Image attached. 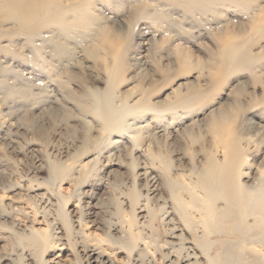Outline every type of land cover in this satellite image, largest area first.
I'll list each match as a JSON object with an SVG mask.
<instances>
[{"label":"rangeland","instance_id":"1","mask_svg":"<svg viewBox=\"0 0 264 264\" xmlns=\"http://www.w3.org/2000/svg\"><path fill=\"white\" fill-rule=\"evenodd\" d=\"M87 2L88 12L105 16L100 17L103 30L112 33L123 27L127 35L129 25L133 26L125 48L111 47L96 25L82 34V41L74 34L79 29L68 41H57L68 52L74 51L61 63L50 55L51 46L39 40L51 35L46 33L49 28L35 40V45L45 48L38 56L25 33L0 39V66L13 69L0 70V264H20L17 255H22L21 264L42 259L41 264H96L94 248L106 251L99 258L101 264H126L123 249L108 238L109 233L121 235L115 233L117 222L130 218L131 207H136L129 205L126 195L134 187L141 192L151 187L152 182L146 185L145 179L137 177L136 164L145 163L163 177L156 166L163 158L179 177L196 180L208 155L222 152L214 147V134L208 130L210 113L219 108L228 118L234 116L230 132L242 135L250 170L264 162V17L258 8L249 16L247 9L241 12L234 7L238 0H150V6L143 7L133 0H66L63 4ZM16 28L1 9L0 30ZM228 28L243 38L221 44V31ZM118 54L125 57L116 63ZM239 62L244 69L235 67ZM213 72L218 74L216 81L210 78ZM17 74L32 82L18 84ZM111 84L115 107L145 103L139 106L138 102L125 124L143 120L156 127L174 119L179 132L168 135L167 129L157 140L141 132L142 143L136 144L149 145L150 156L136 152L132 141L114 143L123 138L126 128L104 130L88 111V102L84 103L87 89L103 92ZM185 91L196 93L192 104L166 110ZM220 95L223 99L205 112L208 99ZM85 135L90 138L84 143ZM51 162L61 170L53 172ZM114 179L116 190L110 184ZM163 179L160 191L166 197ZM116 192L128 199L120 198L121 207ZM62 210L69 219L63 218ZM65 223L72 225L70 236L62 228ZM30 226L47 229L55 238L46 247H23L17 233L27 234ZM159 257L155 256L154 264L169 263Z\"/></svg>","mask_w":264,"mask_h":264},{"label":"bare ground","instance_id":"2","mask_svg":"<svg viewBox=\"0 0 264 264\" xmlns=\"http://www.w3.org/2000/svg\"><path fill=\"white\" fill-rule=\"evenodd\" d=\"M63 1L66 0H0V11L3 9L7 19L12 24H17L16 31L0 30V39L10 37L14 33H25L38 56L44 53L45 48L35 45V40L41 36L44 29L49 28L46 33L51 32V35L41 36L39 40L51 46L50 55L57 56L58 62L61 63L67 53L70 59L74 51L68 52L57 41H68L75 29H79L78 33L74 32V34L80 41H82L83 33L93 30L92 25L98 27L99 35L103 33L102 36L110 38L114 33H109V28L103 30L100 17L105 18V16L88 12L89 2L84 5L80 3L65 6ZM133 1L141 2L140 7L150 6V0ZM144 1H148V4L143 3ZM35 49L40 51V54ZM124 57V54H118L116 63L122 62ZM137 60L138 58H132L135 63ZM56 67L57 65H54L55 69ZM235 67L242 68L244 63L239 62ZM0 68L1 71L13 70L12 67L6 66H0ZM16 77L19 78L18 84L32 82L24 74H17ZM113 90V84L103 92L87 89L84 103L88 102V111L98 117L104 130L114 126L123 130L126 128L123 138L114 143L123 144L126 141H132L136 152L150 156L149 145L144 147V145L136 144L142 143L139 136L141 132H145V136L152 137L154 140L160 139L167 129L168 135L179 132L180 127H176L174 119L163 126L156 127L143 120L125 124L126 118L134 112L138 102L139 106L145 103L141 101L135 102L134 105L121 103L115 107ZM195 96L196 93L192 91L179 92L174 100L169 102L166 110L188 107ZM214 112L218 114V128L213 142L214 147H220L222 152H212L208 155L203 167L196 172V180L188 179L183 174L179 177V174L174 173L172 167L163 158H160L159 164L156 165L161 172H164L163 177L160 172L145 163L136 164L134 172L137 177L145 179L146 185L152 182L151 187L146 186L145 192L134 187L133 192L130 191L126 195L130 200L129 205L134 203L136 207H131L130 218L123 221L120 219L121 224L117 222L115 233H121V235L112 237L109 233L110 236L107 234L109 238L106 236L111 244L123 249L126 264H154L156 255L160 256L162 262H169L168 264H264V175L261 174L264 162L260 163L254 171L250 170L245 159V149L241 143L242 135L235 136L231 134H235L234 131L225 130L220 119L221 108L212 111L210 115ZM223 116L227 117V113L223 112ZM89 138L90 135H85L84 143ZM96 150L99 152L102 149ZM246 167L248 170H244ZM50 169L56 172L60 171L61 167L51 162ZM161 178H164L168 186H165L166 197L162 196L160 191L162 190V185L160 188L159 183ZM110 184L115 190L117 189L118 184L115 179ZM115 194H117L114 196L116 202L121 207L123 201L120 198L126 201L128 199L120 193ZM136 209L139 211L136 212ZM62 212L63 218L69 219L63 210ZM146 216H148L147 220H145ZM140 219L143 220L140 221ZM146 221L147 224H145ZM70 223H65L62 227L68 236L73 232ZM26 229L27 234L17 233L23 247L31 246L35 249L39 245L46 247L55 238L52 232L51 234L41 227L30 226ZM82 235H84L83 232ZM123 238H127L128 241L121 242ZM93 250L91 249V254L95 258L94 263L98 261L96 264H101L102 261L100 262L99 258L105 256V250L98 251L95 248ZM35 252L37 254L38 249L32 252L33 255ZM17 259H20L21 264L22 255H17ZM43 262L45 261L42 259L37 264Z\"/></svg>","mask_w":264,"mask_h":264},{"label":"snow or ice","instance_id":"3","mask_svg":"<svg viewBox=\"0 0 264 264\" xmlns=\"http://www.w3.org/2000/svg\"><path fill=\"white\" fill-rule=\"evenodd\" d=\"M234 7L238 10V11H243L244 9H247L249 12V16H251V13L256 10L257 8L259 9V15L261 17H264V0H238V3L236 5H234ZM249 16H244L243 18L247 21L249 19ZM253 21L255 20V18H252ZM261 28L262 30H264V22L261 23ZM134 31V28L132 25H129V29L127 32V35L124 34V30L123 27L120 28V30L118 32H114L111 34V37H103L104 39H106L110 46L113 48H116L117 50L123 49L126 47V45L128 43H130L131 41V37H132V33ZM243 37L240 35H236L232 32L231 28L228 29H222L221 31V35L219 37V42L221 44H229V43H233L235 41H238L240 39H242ZM210 78L213 81H216L218 79V74L213 72L210 74ZM227 87H230V85H228ZM227 87H223L222 91L226 92L227 91ZM223 99V95H220L218 98H209L207 101V105L206 107H204V111L206 112L208 110V108L214 107L215 104L219 103V101ZM225 110L221 109V113H220V119L223 121V112ZM229 111H231V109H229ZM217 113H212L210 121L208 123V130L209 132H211L212 134L216 133V130L218 128V124H217ZM225 127V126H224ZM233 127V124L230 126L225 127V130L230 132L231 129ZM261 174L264 175V169H262Z\"/></svg>","mask_w":264,"mask_h":264},{"label":"clouds","instance_id":"4","mask_svg":"<svg viewBox=\"0 0 264 264\" xmlns=\"http://www.w3.org/2000/svg\"><path fill=\"white\" fill-rule=\"evenodd\" d=\"M222 122L225 127L230 126L234 123V116L232 118L224 117Z\"/></svg>","mask_w":264,"mask_h":264}]
</instances>
